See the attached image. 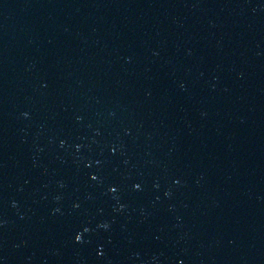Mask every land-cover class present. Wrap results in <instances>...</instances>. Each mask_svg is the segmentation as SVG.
I'll return each mask as SVG.
<instances>
[{"label": "water", "instance_id": "obj_1", "mask_svg": "<svg viewBox=\"0 0 264 264\" xmlns=\"http://www.w3.org/2000/svg\"><path fill=\"white\" fill-rule=\"evenodd\" d=\"M0 264H264V0H0Z\"/></svg>", "mask_w": 264, "mask_h": 264}]
</instances>
